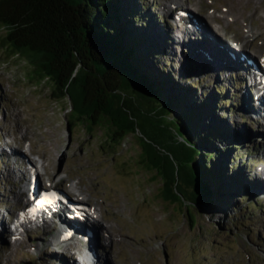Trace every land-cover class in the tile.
<instances>
[{"label": "rangeland", "instance_id": "obj_1", "mask_svg": "<svg viewBox=\"0 0 264 264\" xmlns=\"http://www.w3.org/2000/svg\"><path fill=\"white\" fill-rule=\"evenodd\" d=\"M190 1L177 6H184L198 19L202 16V21L210 19L206 17L213 12L211 5H219L214 11L219 12L215 14L220 24L229 27L226 34L241 40L245 56L254 59L255 55L249 53H255L260 61L264 53V0ZM165 3L167 0H124V5L142 16L129 25L144 37L138 45L144 68L163 80L167 98H181L174 104V114L164 116V123L181 116L186 109L194 110L182 128L184 137L188 136L203 155L197 160L205 161V155L211 156L208 166L213 172L223 168L226 178L231 173L236 180H223L222 196L216 197L210 207L190 206V221L185 210L189 204L163 202L162 180L141 167L137 135L119 141L116 151L105 144L106 132L101 126L92 133L84 125L70 126L69 100L55 99L49 83L32 81L29 65L0 48V223L3 220L7 229L0 236V264H97L96 251L86 241L87 256L84 251L73 255L75 240L66 244L52 242L59 235L39 226V222L20 237L10 234L7 216L15 209L16 195L23 187L20 176L7 173L8 158L3 147L19 148L23 153L20 155L29 159L41 176L43 187L50 178L76 198L100 205L104 225L120 233L113 244L101 242L96 248L107 256L114 251L111 260L116 264H264V118L254 113V98H247L248 89L234 75L231 65L214 69L209 57H205L202 49L210 48L211 38L226 47L221 37L212 28L209 30V21V37L205 38L210 43L188 27L180 31L173 25V17L164 11ZM228 8L235 22L226 17ZM248 29L254 37L257 31L258 40L246 39ZM211 52L221 55L218 49L212 48ZM249 92L253 95L254 90ZM203 99L209 105L207 111L200 108ZM134 103H138L137 98ZM212 129L221 130L220 134L211 135L209 146L203 145ZM221 134L224 138H219ZM24 167L26 170V164ZM25 176L29 178L27 173ZM76 183L79 188L73 191ZM119 234L124 237V245L119 244Z\"/></svg>", "mask_w": 264, "mask_h": 264}, {"label": "trees", "instance_id": "obj_2", "mask_svg": "<svg viewBox=\"0 0 264 264\" xmlns=\"http://www.w3.org/2000/svg\"><path fill=\"white\" fill-rule=\"evenodd\" d=\"M141 19L136 9L124 5V0H0V48L29 63L30 79L48 82L55 99L70 97V126L84 120L90 132L98 121L83 118V112L100 111L125 128L135 127L139 120V129L146 138L164 149L165 154L150 145L144 147L146 167L161 168L166 178L164 199L178 200L179 196L194 207L208 208L222 196L224 169L213 172L208 166L211 156L205 155V161L197 160L202 153L188 136L184 137L182 126L194 110L186 109L181 116L164 123V116L174 114L181 98H167L163 80L144 68L138 49L144 37L129 25ZM92 72L104 78L108 90L101 89V93L107 94L106 99H89L84 90L83 78ZM117 88L127 95L117 93ZM135 98L138 103H134ZM200 108L209 109L205 99ZM220 131H209L202 144L209 146L211 135L216 137ZM110 138L115 141L118 135L112 133ZM105 144L113 147V143ZM226 176L228 181L236 180L234 174Z\"/></svg>", "mask_w": 264, "mask_h": 264}, {"label": "bare ground", "instance_id": "obj_3", "mask_svg": "<svg viewBox=\"0 0 264 264\" xmlns=\"http://www.w3.org/2000/svg\"><path fill=\"white\" fill-rule=\"evenodd\" d=\"M238 2H242V1H247V2H250L251 0H237ZM170 2V3H169ZM180 2H182V0H167V3H165V4H163V6H165L166 8L164 9V7H163V9H164V11H166V12H168L169 11V13H170V15L173 13L172 11H170V9H172V7H178L177 6V4H180ZM186 2H191L190 0H187V1H184V2H182V5L184 4V3H186ZM194 2V1H193ZM194 6H196V5H194ZM216 6H219V5H211V8H213V12H210V13H212V14H210V13H208V14H210L209 15V17H206V18H212L213 20H217L218 18H217V16H216V14L215 13H219V12H215L214 11V7H216ZM184 7V6H183ZM182 7V8H183ZM190 7V6H189ZM181 7L178 9L179 11H182L183 12V9H182ZM187 8V7H186ZM192 12H195V11H192ZM227 12V13H226ZM225 13V15H226V17H228L229 18V21L230 22H235L237 19H235L233 16H232V13H231V11H230V9L228 8L227 9V11H226ZM206 15V14H205ZM215 16V17H214ZM219 16H221V15H219ZM180 19H185V20H187L188 21V24H190V29L189 30H191V31H194L195 33H194V35L196 34L197 36H201V37H203V35L205 34V36L206 37H208L207 36V26H208V24H207V20H210V19H207V20H204V21H202L201 19H202V17L201 18H199V19H197V21L195 22V23H193L192 21H191V19H189V18H187V17H180ZM222 22H223V20H222ZM221 23V22H220ZM224 23V22H223ZM225 24V23H224ZM173 25H175V26H177V24L175 23V24H173ZM251 26H252V24H251ZM174 27V26H173ZM178 27V26H177ZM232 27V26H231ZM178 28H181V30L180 31H182L183 30V27H178ZM222 28H226V29H228L229 27H226V25L224 26V25H222ZM213 30H212V32H215V33H217L218 34V32L220 31L219 29H221V27L218 29V27H215L214 26V28H212ZM221 30H223V29H221ZM263 30V29H262ZM206 31V32H205ZM255 31V30H254ZM246 34H247V37H246V39H249L250 37L251 38H253L254 37V34H253V32L250 30V29H248L247 31H246ZM257 36H259L258 35V33H257V31H255V37H254V39H257L258 40V38H257ZM231 38H233V39H235V40H238V41H241V40H239V39H237L235 36H231ZM260 39V38H259ZM177 40V39H176ZM186 40V39H185ZM263 40V39H262ZM214 44L213 45H211V46H209L210 48H208V50H207V48L206 49H202L204 52H205V54H206V58H207V56L209 57V60H210V64H211V66H212V68H214V69H218V68H220L221 66H223V64H228L230 61H229V58H228V56L227 55H225V53H224V51L222 50V52H221V55H214L212 52H211V54L209 53L211 50H212V48L215 50V49H217V48H219V45L218 44H216L215 43V41H212ZM264 42V41H263ZM261 44V43H260ZM259 44V45H260ZM258 45V46H259ZM231 46H233L234 47V49L235 50H239V48L237 47V46H234V45H231ZM241 49L242 50H244V45L242 44L241 45ZM257 50H259V49H257ZM209 51V52H208ZM260 53V52H259ZM262 53V52H261ZM264 57V55H261V58H260V61H259V70H260V72L262 73V74H264V62H262L261 60H262V58ZM209 64V65H210ZM231 65V64H230ZM210 66V67H211ZM222 68V67H221ZM249 69V68H248ZM219 70V69H218ZM249 71H250V73L251 74H253V69H249ZM258 87V85L255 83V88H257ZM259 91H257L256 93H258ZM258 96H260V97H258V102H259V105H256L257 107L256 108H254L255 110V114L257 115V116H261L262 118H264V95H262V93L260 94V95H258ZM260 108V109H259ZM263 124H264V122H262ZM19 124V123H18ZM262 124V125H263ZM20 129V128H19ZM17 131V130H16ZM24 132V131H23ZM22 135H23V133H22ZM28 137V136H27ZM27 140L28 141H30L28 138H27ZM32 142V141H31ZM10 146H12V144L10 145ZM19 149V148H18ZM18 149H13V148H11L9 151H5V149H4V151L5 152H7L6 153V157L8 158L7 160H8V163L6 164V166H8V172L7 173H9V175H16V176H20V179H21V182L23 183V186L26 188V190L27 191H29L28 189H29V178L27 179L26 178V176H25V173H27V169L25 170V164H26V161H25V159H24V156H22L23 155V153H21V150H18ZM3 150V149H2ZM28 152L31 154L32 153V150H31V143H30V148L28 149ZM20 153L22 154V155H20ZM42 160H44L45 161V159L44 158H42V157H40ZM6 160V161H7ZM30 162V161H29ZM47 162V161H46ZM48 165H50L48 162H47V166ZM14 166H19L18 167V169L17 170H15L14 172H13V170H11V167H13L14 168ZM21 168H23V171L21 170ZM48 170V169H47ZM25 176V177H24ZM35 184L38 186L39 185V179H40V175L37 173L35 176ZM25 178V179H24ZM77 184V183H76ZM73 185L72 187V189H77V188H79V185L77 184V185ZM28 187V188H27ZM25 188H23V190L26 192V190H25ZM20 192L21 191H19V193L18 194H20ZM80 201H82V200H80ZM88 201V200H87ZM99 202V201H98ZM107 203V202H106ZM92 211L93 212H95V213H98L99 214V216L98 217H96V219L95 220H93L90 224H88V223H83L82 225H80V224H78V223H72V221H68L66 218H60V219H58V223H55V224H52L53 222H52V220H50V221H46V222H44V225H48V226H46L47 228H48V231H49V229H50V231L49 232H52V233H55L56 234V236L57 235H59L58 237H56L55 239H53V241L52 242H54V243H57V242H63V241H61L60 240V236L61 235H63V234H65V233H67L69 230H77V231H79L80 233H81V236L86 240V242L89 244V247L92 249V251L94 250V251H96V253H95V255H96V257H94L95 259H96V263L97 264H116L114 261H112L111 260V255H112V253H114V251L112 252V250H111V255L110 256H107V255H104V253L102 254V253H100V251L96 248V246H97V244L98 243H101L102 242V244L105 242V243H107L108 245L112 242V244H113V242H115V236H116V234L117 233H120V231H117L113 226H111V225H104V223H106V221H105V219L103 218V213L101 214V207H100V205L99 204H97V203H94L93 205H92ZM106 214V213H105ZM29 219H27L26 220V222H24V227H25V229H24V231H27V225L29 224L28 222H30V220L28 221ZM104 222V223H103ZM103 223V224H102ZM114 225H115V223H113ZM7 230V229H6ZM6 230H5V222H3V220L1 221V223H0V236L1 235H4L5 234V232H6ZM10 232V234H11V231H9ZM90 232H91V236L89 235L90 234ZM131 233V232H130ZM133 233V232H132ZM14 234L12 233V236H13ZM136 235V234H135ZM119 236L121 237L120 238V240H119V244L120 245H124L122 242H123V240H124V237H123V235L122 234H119ZM101 241H100V240ZM71 240H73V239H71ZM110 242V243H109ZM86 243V244H87ZM107 244H106V246H107ZM72 245H73V248L75 249V252L73 253V255H75V253L76 252H78V253H82L83 251H84V249H85V247H86V245H85V242H81V241H79L78 239H76L74 242H72ZM111 245V244H110ZM114 245H116V244H114ZM118 246V245H117ZM88 247V246H87ZM120 249H121V252H122V248L120 247V246H118ZM141 247V246H140ZM142 249V248H141ZM125 252V251H124ZM141 254H143V253H141ZM72 255V256H73ZM139 255V254H138ZM141 257V256H140ZM116 261V260H115ZM117 262V261H116ZM126 264V263H125Z\"/></svg>", "mask_w": 264, "mask_h": 264}, {"label": "water", "instance_id": "obj_4", "mask_svg": "<svg viewBox=\"0 0 264 264\" xmlns=\"http://www.w3.org/2000/svg\"><path fill=\"white\" fill-rule=\"evenodd\" d=\"M27 64L29 65L30 68H32V66L29 63H27ZM87 64L90 65L91 64V61L88 60ZM79 68H80V65H78L75 68V71H74V74H73L74 76H75V73L78 72ZM83 79L85 81L83 87H84V90L86 91V93L88 94L89 99H92L94 101L95 100H98V99L99 100L106 99L107 94L101 93L102 90H103V92H104V90H106V91L108 90L104 78L99 77V76H96L94 74V72H92L88 76H86V78H83ZM122 90H123L122 88H119L118 90H116V92L119 93V94H121L122 96H123V94H124V96H126L127 94H125L124 91H122ZM128 96H131V95H128ZM122 98H124V97H122ZM65 99H68L69 102H70V112L69 113L71 114L72 111H73L71 99H70V97L68 95H66V97L63 100H65ZM99 103H101V102H99ZM101 113H100V111L98 113L91 112V113H88V114L86 112H83V118L88 119L90 117H94L98 121L97 124H95V125L92 126V128L90 130V133L93 132V130H94V128L96 126H101L102 128H104V131L106 132L105 133V141L107 142V144L108 143H113L112 144L113 147L111 149H115L116 151H117V149L121 145V143H119V141H121L122 139H124L126 136H129V135H137V138L136 139H137V142H138V144L140 146V152L138 154V162L140 163L141 167L144 168V169H146L147 172L151 173L152 176L155 177V179H158L159 178L160 180H162L163 183H162L161 195H160L162 201L163 202H166V203H173V204H179L180 203V205L181 204L183 205V203H185V201L182 198H180L179 196H178V200H173V199H171V200H165L164 199L163 190L165 188V182H166L165 179L166 178H165V176H164V174L162 172V169L159 168V167H153L152 169H148L146 167V163H145L146 162V159L145 158L147 157V154H146L145 149H144L145 145H150L151 147H154L155 150L157 152H159V153H163V154H165V153L163 152L164 149L161 150L160 147H159V145L155 144V142H153L152 140H148L146 138V135H144L140 131L139 125H138L139 120L136 121V125L133 128H125V127H122V126L119 127L118 126L119 124H117V121L116 120L113 121L112 119H110L109 117H107V116H105V115H103ZM148 115H150V114H148ZM129 119L132 120L131 117ZM83 122H84V120L79 121L78 124L84 125L85 129L88 131V128L86 126L87 123L84 124ZM112 133H115V134L118 135L117 140H115V141L114 140H111L110 137H111V134ZM170 159H171V157H170ZM173 190H174V193H175L176 192L175 185L173 186ZM190 206H192V205L189 204V207L186 206L185 207V210H186V212L188 213V215L190 217V221H192V216H191L192 209L190 208ZM192 208H193V206H192Z\"/></svg>", "mask_w": 264, "mask_h": 264}]
</instances>
